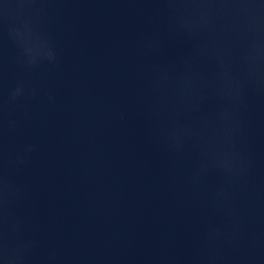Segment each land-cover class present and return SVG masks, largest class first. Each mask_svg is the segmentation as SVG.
Returning <instances> with one entry per match:
<instances>
[{
  "label": "water",
  "instance_id": "water-1",
  "mask_svg": "<svg viewBox=\"0 0 264 264\" xmlns=\"http://www.w3.org/2000/svg\"><path fill=\"white\" fill-rule=\"evenodd\" d=\"M0 264H264V0H0Z\"/></svg>",
  "mask_w": 264,
  "mask_h": 264
}]
</instances>
